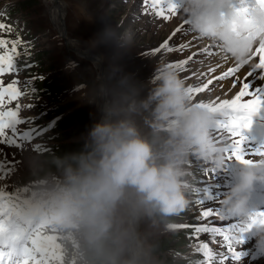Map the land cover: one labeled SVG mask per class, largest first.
<instances>
[{
  "label": "clouds",
  "instance_id": "1",
  "mask_svg": "<svg viewBox=\"0 0 264 264\" xmlns=\"http://www.w3.org/2000/svg\"><path fill=\"white\" fill-rule=\"evenodd\" d=\"M182 11L201 37L230 43L231 52L250 46L232 37L233 25L243 22L227 10V0H184ZM117 39L128 47L125 35ZM81 99L98 115L80 146L23 158L28 172L40 176L39 203L30 215L57 237L63 264H176L165 238L189 205L191 169L220 172L228 159L210 135L217 114L192 104L185 81L166 68H155L144 96L117 92L97 78ZM240 165L220 215L247 224L257 214L248 201L253 185L264 184V163ZM253 229L264 254V226Z\"/></svg>",
  "mask_w": 264,
  "mask_h": 264
},
{
  "label": "rangeland",
  "instance_id": "2",
  "mask_svg": "<svg viewBox=\"0 0 264 264\" xmlns=\"http://www.w3.org/2000/svg\"><path fill=\"white\" fill-rule=\"evenodd\" d=\"M7 1L9 0H0V4L2 5ZM12 1L15 2V8L17 9L16 11L13 10L14 15L20 17L18 19L20 23L24 20L32 34L35 35V37H38L37 41L39 48L45 49L47 44H49L50 47L54 48L52 59L58 57L59 63L66 62L70 65L69 68V65L64 64L65 70L62 73L53 75V79L55 81L52 85L55 87L54 92L46 95L39 101V105L41 106L39 114L41 117H44L47 111L51 108H57L61 104H68L72 108L79 107L84 110L86 114L88 113L87 118L90 123L88 125L89 128L98 114L96 113L94 106L86 104L81 99V91L93 88L97 78H102L103 84H107L110 88L117 92L128 95L144 96L151 87V83L155 75V68H166L172 71L173 68H169L168 65L177 64L180 61L186 60L193 52L198 53V55L194 56L186 66L188 71L191 73L189 78L195 77L192 75V72L195 71L197 74L196 80H199V87H202L204 83H207V80H201L205 79L208 75L213 74V76L209 79L214 80V82L213 86L207 93L198 94L197 97L194 94L191 101L198 99L205 101L203 103H210L217 97L221 99L232 98L237 94L239 86L235 88L232 87L233 77H229L224 81H217L215 79L216 76L222 74L224 71H227L228 68L235 67L237 65V63L235 64V62H232L233 60L231 55H233V53L229 50L221 51V49L214 43L210 42L208 38H197L195 35H192L185 39L184 36L188 35L187 32L183 34L181 32H176V29L179 28V19H187L183 16L182 10H180L178 16H174L170 22H165L164 18L163 20L158 19L157 21L153 16L148 17V19L142 18L139 15L138 7H136V0H126L125 2H113L112 0H61L64 4V17L62 19L64 27H61V24L59 23V28L66 31L69 37L77 40L82 49L88 51L90 55L99 58L103 57L101 60L105 72L100 74V71H98L97 68L93 71V61L84 60L82 59V55H79L81 57L80 58L77 56L78 54L68 50L66 43L59 35L60 32L56 26L50 22L48 16L49 5L47 0ZM151 11L155 13L154 10L151 9ZM131 13L134 14L127 19V16ZM158 23H161L160 25H162L163 28L157 26ZM27 27L25 26L28 30ZM173 33L176 34L173 36ZM120 34H123L128 38V47L123 46L118 42L117 37ZM169 37H172L170 41H172L174 46L177 47V52L174 50L171 52L166 50L155 52L154 50L158 49L165 40L169 39ZM89 42H96V47L90 48ZM181 44H187L188 47L180 49ZM169 46L174 49V46H171L170 44ZM204 49H208L212 55H208L206 53L204 56H201L203 52L202 50ZM55 52H57L59 56H56ZM225 57L227 59H225ZM234 58L238 60L236 56H234ZM224 66L226 68H224ZM209 67H214L216 69L215 72L209 73L207 71L206 73H208V75L201 77L199 73L204 72L206 68ZM43 69L45 68L43 67ZM243 70L244 64L241 65L240 70L237 73L238 77L242 78ZM45 72H47V70H45ZM182 72L178 73L181 74ZM51 75L52 72H49V77ZM178 76L182 78V75ZM247 82L253 94L259 95L260 93L259 96L263 100V79L260 80L258 84H256L255 81ZM243 99L246 100L249 99V97ZM262 106L263 102L260 107ZM262 108L264 109V106ZM258 131L259 128L257 119L252 116L251 124L242 132V135L250 132L258 133ZM82 134L80 133L79 136L73 139L74 144L79 142V138ZM60 149H62V147ZM29 155L33 158L40 159V157L33 152ZM23 158L24 157L22 156L23 161L18 175L19 177L23 176L25 178L24 180L28 181H23L21 183H39L40 179L29 173L24 167ZM239 171L240 168H236L233 173H230V178L227 183L222 185V190H220L217 194L218 197L226 196L230 188L237 183ZM255 187L257 186H253V188ZM260 204L262 206L264 205V203L261 202ZM214 210L216 209L214 208ZM250 212H253V210H250ZM207 220L208 219L205 218L202 219L201 222L207 223ZM225 222L226 221H223L222 223ZM253 231L254 229L248 231L242 238L243 243L241 244L240 250L246 255L248 251H251L253 256L260 257L261 252L256 246L257 240L253 241V239L249 237L250 233ZM42 234L52 235L46 234L43 231ZM197 241L198 240L195 235H187L184 243H179L178 238H174L170 249L174 251L177 261L182 259L184 256L195 255L196 257ZM221 242H225L224 239H221ZM238 246L239 245H237L234 241L232 242L233 250L237 251ZM225 252L226 251H223L222 253ZM259 260L264 263V254L259 258ZM192 263L194 262H191V264ZM234 264L244 263L240 260L235 261Z\"/></svg>",
  "mask_w": 264,
  "mask_h": 264
},
{
  "label": "snow or ice",
  "instance_id": "3",
  "mask_svg": "<svg viewBox=\"0 0 264 264\" xmlns=\"http://www.w3.org/2000/svg\"><path fill=\"white\" fill-rule=\"evenodd\" d=\"M145 6L151 7L155 11L157 17L168 19L167 13L175 16L181 9L182 5L176 3V0H143ZM227 10L231 11L243 23L239 26L233 25L231 35L238 41L250 42V46L241 48L237 53L232 51L233 55L239 60L235 67H230L227 71L215 77L217 81H224L229 77H233L232 87L239 86V92L232 98L221 99L217 97L210 103H194L197 107H203L210 112L223 117V122L219 125L223 132H226L231 139L224 147V151L228 159H235L242 164H252V159L246 158L249 155L264 157V147L255 151H247L245 149V137L242 132L251 124L252 116L258 111L262 102L259 95H254L248 85V78L253 71H264V0H227ZM221 25L223 24L224 11H221ZM185 24L190 25V21L186 19ZM7 26L0 24V30H4ZM181 29L177 28L176 32ZM176 33H173V36ZM201 37V36H200ZM165 40L155 52L162 50L173 51L169 46V41ZM258 42V46L253 50V44ZM19 39L11 42V49H8L9 41L0 39V48L5 49L0 54V75L15 71V54H17V45ZM187 44H181L180 49L187 48ZM223 51L232 45L225 43L217 45ZM208 55L212 53L208 49L202 50ZM198 53L193 52L186 60L177 64L168 65L169 68L175 69L177 72L188 71L187 65L189 61L197 56ZM258 57V62L253 63L252 71L247 72L246 76L240 78L237 73L241 65L248 64ZM225 59H227L225 57ZM202 63V62H201ZM219 66V65H217ZM214 67H209L208 72H215ZM195 76L196 72L193 71ZM201 77H205L208 73L200 72ZM17 81L8 84L7 87H0V143L8 145H17V141H26L32 131L20 132L18 125L24 123L19 118L20 106L17 105L15 110H4L6 103L16 100L22 95V92L16 87ZM213 84L212 79H208L202 87H186V93L192 99L195 93H201ZM249 97L244 100L243 98ZM7 98V99H6ZM8 131L11 135H8ZM220 141L215 142L218 144ZM264 163V159L260 160ZM3 168V164H0ZM212 173L215 170H211ZM206 197L208 196L205 193ZM219 214L218 210L215 213ZM202 217L207 218L214 215L213 209L208 208L201 213ZM223 219V217H221ZM264 226V212H259L247 224L232 223L227 228H196L197 233L204 231H212L213 233L223 235V239L228 244V253L232 261H240L245 255L242 251H235L232 248V242L236 241L240 245L243 243V235L252 230L255 226ZM204 256V264H214L215 253H213L207 244L200 245L199 249ZM219 264H225L229 256L220 254ZM0 264H63L62 250L57 243V237L53 235L42 234L41 227L35 223L33 217L25 211L22 203L19 201L18 194L8 195L0 191Z\"/></svg>",
  "mask_w": 264,
  "mask_h": 264
},
{
  "label": "bare ground",
  "instance_id": "4",
  "mask_svg": "<svg viewBox=\"0 0 264 264\" xmlns=\"http://www.w3.org/2000/svg\"><path fill=\"white\" fill-rule=\"evenodd\" d=\"M47 3L49 5L48 6L49 7L48 16H49L50 22L52 24H54L56 26V28L58 29V31L60 32L59 35L64 40V42L66 43L68 50H70V51L75 52L76 54H78L77 55L78 57H80L79 55H82V57H83L82 59H84V60L93 61L94 63L93 62L92 63L93 64H96V68L98 69V71H100V74L104 73L105 70H104V67H103L102 60L99 57L90 55V53H88V51L83 50L82 47L78 44L79 42L77 40L69 37V35L67 34L66 31H63L62 29L59 28V23L61 24V27H64V24H62L63 23V20L62 19L64 17V6H63L64 4H63V2L61 0H47ZM214 41L217 42V43L222 44L221 43L222 42L221 40H214ZM257 46H258V42L257 43H254L253 44V50ZM217 50H218V48H217ZM227 51H226V53H227ZM229 57H230V55H229ZM232 62H234V61H232ZM254 62H258V57L254 58V61H250L248 63V65L251 66V65H253ZM224 68H226V67L224 66ZM258 71H259L260 75L263 77V81H264V71H262V70H258ZM247 72H249L248 69L245 70V72H244L245 76H246ZM98 80H99L100 83H102V78L101 79H98ZM259 95H260V93H259ZM262 96H263V94H262ZM253 186H257V187L252 188V190H251L252 192L249 194V196L250 197L259 196L260 202L261 203H264V184L256 183Z\"/></svg>",
  "mask_w": 264,
  "mask_h": 264
},
{
  "label": "trees",
  "instance_id": "5",
  "mask_svg": "<svg viewBox=\"0 0 264 264\" xmlns=\"http://www.w3.org/2000/svg\"><path fill=\"white\" fill-rule=\"evenodd\" d=\"M44 89V88H43ZM46 90H51L50 87H45ZM54 92V91H53ZM67 106L63 105L62 107L54 108V110L49 114V117H52L54 115H58L55 121V129L53 133V138L56 141H59L63 139L64 135L68 134V131L70 129V133L77 132L78 134H82L86 132L89 125V119L87 118V114L82 109H76V110H67ZM80 145L78 143L75 144H65L63 146L56 145L57 148H61L57 154H61L63 152L73 150L78 148ZM55 151V150H54ZM55 154V155H57ZM50 158V157H45ZM166 239V247L168 245V239Z\"/></svg>",
  "mask_w": 264,
  "mask_h": 264
}]
</instances>
